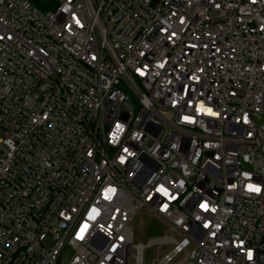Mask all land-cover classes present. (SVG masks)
<instances>
[{"label": "built area", "instance_id": "obj_1", "mask_svg": "<svg viewBox=\"0 0 264 264\" xmlns=\"http://www.w3.org/2000/svg\"><path fill=\"white\" fill-rule=\"evenodd\" d=\"M56 1L0 0V264H264V0Z\"/></svg>", "mask_w": 264, "mask_h": 264}, {"label": "rangeland", "instance_id": "obj_2", "mask_svg": "<svg viewBox=\"0 0 264 264\" xmlns=\"http://www.w3.org/2000/svg\"><path fill=\"white\" fill-rule=\"evenodd\" d=\"M43 3L49 0H41ZM57 6V1L51 4L53 9ZM131 227L134 233V243H143L147 245L152 237H160L165 235L167 230L160 221L151 216L149 211L144 208L140 210L131 222ZM171 234V233H168ZM173 245L167 244L159 247L158 255L162 258L166 253H168ZM154 249L152 247H145L143 251L144 263L147 264L154 257ZM130 264H136L133 257L130 258Z\"/></svg>", "mask_w": 264, "mask_h": 264}, {"label": "snow or ice", "instance_id": "obj_3", "mask_svg": "<svg viewBox=\"0 0 264 264\" xmlns=\"http://www.w3.org/2000/svg\"><path fill=\"white\" fill-rule=\"evenodd\" d=\"M76 23L79 24L80 21L77 19V20H76ZM93 59H95V57H93ZM201 108H204V107L201 106ZM208 112H210L212 115H216V113L212 112V110H211L210 108H208ZM184 119H185V120H188L189 117L186 116V117H184ZM117 129L120 130V126H119V125H117ZM124 151L127 152L128 149H124ZM121 160H123V157L121 158ZM110 191H114V190H111V189H110ZM160 191H163L165 195H168V193H167V191H166L165 189L162 188V189H160ZM200 207L203 208V209H207L208 205H207V204H201ZM206 227H207V225H206ZM87 228H88V225L85 224L84 227L81 229L80 234L78 235V238H83L84 231H85ZM121 239H122V238H121ZM252 255H253L252 252L249 251V252H248V259H249V260L252 259Z\"/></svg>", "mask_w": 264, "mask_h": 264}, {"label": "trees", "instance_id": "obj_4", "mask_svg": "<svg viewBox=\"0 0 264 264\" xmlns=\"http://www.w3.org/2000/svg\"><path fill=\"white\" fill-rule=\"evenodd\" d=\"M38 8L42 11L51 10V4L55 2V0H49L46 3H43L41 0H31ZM54 9V8H53Z\"/></svg>", "mask_w": 264, "mask_h": 264}, {"label": "clouds", "instance_id": "obj_5", "mask_svg": "<svg viewBox=\"0 0 264 264\" xmlns=\"http://www.w3.org/2000/svg\"><path fill=\"white\" fill-rule=\"evenodd\" d=\"M201 111H204V112H208V109H205V108H201L200 109ZM247 190L250 191V192H255V193H259L260 192V188L253 185V184H249L247 186Z\"/></svg>", "mask_w": 264, "mask_h": 264}]
</instances>
